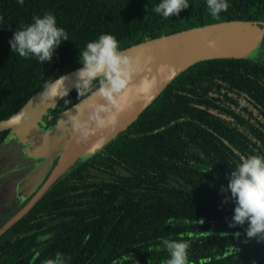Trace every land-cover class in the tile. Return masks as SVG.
I'll use <instances>...</instances> for the list:
<instances>
[{
  "label": "trees",
  "instance_id": "1",
  "mask_svg": "<svg viewBox=\"0 0 264 264\" xmlns=\"http://www.w3.org/2000/svg\"><path fill=\"white\" fill-rule=\"evenodd\" d=\"M160 2L0 0V121L44 81L82 66L79 52L101 34L115 36L122 50L212 23L264 22V0H227L229 8L218 19L210 16L206 0H188L189 8L165 19L153 12ZM45 13L55 16L69 40L51 62L20 58L9 40L21 24ZM244 95L252 109L260 106L251 111L252 139L231 127L233 119L244 121L234 113L246 110L240 103ZM65 99L71 103L60 100L45 120L52 123L78 103L75 89ZM262 119L264 63L247 58L195 63L125 129L72 165L0 236V264H162L169 259L164 239L187 241L190 264H264V242L246 238L247 224L228 227L235 205L231 199L222 203L230 193L220 192L242 157L264 156ZM8 134L0 132V144Z\"/></svg>",
  "mask_w": 264,
  "mask_h": 264
},
{
  "label": "clouds",
  "instance_id": "2",
  "mask_svg": "<svg viewBox=\"0 0 264 264\" xmlns=\"http://www.w3.org/2000/svg\"><path fill=\"white\" fill-rule=\"evenodd\" d=\"M24 0H18L23 5ZM188 0H161L153 12L167 19L178 16L182 10L189 8ZM210 16L218 19L221 12L229 8L227 0H206ZM3 18L0 17V20ZM69 36L64 28L58 27L56 18L50 13L33 16L30 24H21L9 40L10 49L20 58H32L37 63L51 62L53 54ZM78 63L82 65L75 73L72 88L77 92L78 103L71 110L65 111L66 120H59L71 134L76 144L89 140L97 131L114 126L118 115L131 106V102L147 93L155 80L147 76L134 82V78L143 71L140 58L125 55L115 36L101 34L96 40L88 42L79 52ZM152 63L149 56L144 59L146 67ZM159 72L164 71L161 66ZM69 77L61 75L58 79L43 82L41 99L56 105L63 100L65 105L71 103L65 99L69 95L66 81ZM87 105L86 113L81 105ZM99 147V144H97ZM227 188L221 186L220 192L230 193L222 203L234 202L233 216L227 222L229 228L243 227L247 224L245 235L248 240L264 242V156L251 155L242 157L228 177ZM202 224L203 221H200ZM208 235V234H207ZM240 233H235L239 237ZM164 249L169 259L162 264H190L188 249L190 244L185 240H163ZM47 264H53L48 261Z\"/></svg>",
  "mask_w": 264,
  "mask_h": 264
},
{
  "label": "water",
  "instance_id": "3",
  "mask_svg": "<svg viewBox=\"0 0 264 264\" xmlns=\"http://www.w3.org/2000/svg\"><path fill=\"white\" fill-rule=\"evenodd\" d=\"M263 37L264 22L236 20L180 30L156 38L145 39L140 43L122 49L121 51L128 57L140 58L143 71L138 73L134 78V82H138L141 78L147 76L150 79L154 78L155 85L149 93L134 99L131 106L118 115L116 124L108 127V131L103 134L101 129L91 136L88 141L81 144H76L72 134L63 125H58L60 119H67L64 116L65 111L58 114L59 120L52 129L48 128L46 131L41 129V126L45 125V120L41 116L45 117L47 111L54 109L56 105L42 101L41 92L43 88L34 93L19 110L0 121V132L8 130V135H17L20 137L21 142L27 143L24 153L28 157L43 158V161L36 165L18 183V196L25 197L30 190H33L41 182L49 172L51 160L55 155H58L59 162L28 202L0 226V236L30 210L50 186L68 170V166L73 161L80 158V156L86 158L110 141L118 132L125 129L177 75L200 61L246 58L259 45ZM149 56L152 58V63L145 67L143 61ZM161 66L164 67L163 72L158 71ZM81 67L63 74L69 77L66 81V87L69 89L72 88L75 81V73ZM59 101L57 100L56 104ZM85 105L86 103L82 104L81 107ZM69 110L72 114L75 113L73 107L66 111ZM210 112L223 119H229L223 114ZM97 144H99V147H97ZM54 153L56 154L53 155Z\"/></svg>",
  "mask_w": 264,
  "mask_h": 264
},
{
  "label": "flooded vegetation",
  "instance_id": "4",
  "mask_svg": "<svg viewBox=\"0 0 264 264\" xmlns=\"http://www.w3.org/2000/svg\"><path fill=\"white\" fill-rule=\"evenodd\" d=\"M244 98L245 99H242V101L240 103L242 106H245L246 110L234 111V113H236L237 116L241 117L244 121H243V123H241L239 120L237 121V120L233 119L231 127H236L239 131L242 132V134H244L246 136V139H249V138L252 139L253 137L251 136V134L249 132V128H250L249 126L251 124V121L254 118L251 116V114H252V112H254V109L256 110V109L260 108V106L259 105H257V106L253 105L254 109H252L247 104L248 99L246 98L245 95H244ZM48 116H50V115L48 114ZM42 118H44V117H42ZM55 119L56 118H54L53 120L55 121ZM46 121H47V119H46ZM51 121H52V119L50 116V122ZM263 125H264V119H262V125L259 126L261 131L264 130ZM49 126H51V124L47 121L46 126L45 127L41 126V129L44 130L45 128H47ZM32 159L33 160H27V161H31V162H29V164H26V163L23 164L25 167V172L22 173L21 177L18 179V181L15 184L11 185V180H9V179H3V180L0 179V192L3 188V191L1 193L6 198V199H4V198L0 199V201H1L0 202V226L10 216H12L15 212H17L26 202H28V200L33 196V194L36 192V190L40 187V185L42 184L44 179L49 174V173H47L46 176L41 180V182L35 188H33V190H30V192H28V194L25 197L18 196V192H17L18 183L36 166V164H39L38 162L43 161L42 158H39V159L32 158ZM21 160H23L25 162L24 157H22ZM17 170H19V168H13L10 171H8V174L14 173ZM6 215H8V216H6ZM41 237H47V236L41 235Z\"/></svg>",
  "mask_w": 264,
  "mask_h": 264
},
{
  "label": "rangeland",
  "instance_id": "5",
  "mask_svg": "<svg viewBox=\"0 0 264 264\" xmlns=\"http://www.w3.org/2000/svg\"><path fill=\"white\" fill-rule=\"evenodd\" d=\"M249 60H256L259 62L264 63V38L263 40L259 43V45L253 49L251 53H249L246 57ZM43 116H41L42 118ZM45 120V117L42 118ZM59 120V116L57 115L55 121L53 123H50L51 126L45 128L44 130L46 131L48 128H53V126L56 125L57 121ZM46 120H45V125L42 127L46 126ZM109 129H102V133L108 131ZM107 134V133H105ZM1 144H0V179H9L11 180V185L15 184L18 179L21 177L22 173L25 172V167L24 163L29 164L31 161L27 160H33L31 157H28L26 153H24L25 145L27 144L26 142H21L19 139L20 137L17 135H8ZM23 156H22V155ZM54 153L53 155H55ZM25 158V162L21 160L22 157ZM81 158H78L77 160L73 161L71 165L68 166L67 169H69L72 165H76L79 163L81 159H84V156H80ZM56 158V159H55ZM43 159V158H42ZM58 155H55L51 161V167L48 173L51 172V170L54 169V167L57 165L58 161ZM42 161L38 162L41 163ZM38 165V164H36ZM22 166V167H21ZM21 167V168H20ZM13 168H19L14 173L8 174V171H10ZM3 191V188L1 192ZM0 192V199L4 198L6 199L2 193ZM1 202V201H0ZM8 216V215H6ZM3 222V221H2Z\"/></svg>",
  "mask_w": 264,
  "mask_h": 264
},
{
  "label": "crops",
  "instance_id": "6",
  "mask_svg": "<svg viewBox=\"0 0 264 264\" xmlns=\"http://www.w3.org/2000/svg\"><path fill=\"white\" fill-rule=\"evenodd\" d=\"M81 108H82V110L86 113V111H87V105L82 106ZM73 115H75V113H74Z\"/></svg>",
  "mask_w": 264,
  "mask_h": 264
}]
</instances>
